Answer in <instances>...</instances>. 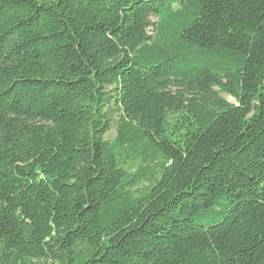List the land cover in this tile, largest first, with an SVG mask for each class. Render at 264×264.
Returning a JSON list of instances; mask_svg holds the SVG:
<instances>
[{"label": "trees", "instance_id": "16d2710c", "mask_svg": "<svg viewBox=\"0 0 264 264\" xmlns=\"http://www.w3.org/2000/svg\"><path fill=\"white\" fill-rule=\"evenodd\" d=\"M0 264H264V0H0Z\"/></svg>", "mask_w": 264, "mask_h": 264}, {"label": "rangeland", "instance_id": "374dc122", "mask_svg": "<svg viewBox=\"0 0 264 264\" xmlns=\"http://www.w3.org/2000/svg\"><path fill=\"white\" fill-rule=\"evenodd\" d=\"M112 134H114V132Z\"/></svg>", "mask_w": 264, "mask_h": 264}]
</instances>
